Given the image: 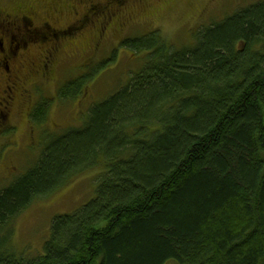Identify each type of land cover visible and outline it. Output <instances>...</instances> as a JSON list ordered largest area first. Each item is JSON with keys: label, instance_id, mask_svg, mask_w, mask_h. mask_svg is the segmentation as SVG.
I'll use <instances>...</instances> for the list:
<instances>
[{"label": "trees", "instance_id": "obj_1", "mask_svg": "<svg viewBox=\"0 0 264 264\" xmlns=\"http://www.w3.org/2000/svg\"><path fill=\"white\" fill-rule=\"evenodd\" d=\"M122 42L143 66L82 127L47 136L35 167L0 192V234L104 166L96 198L56 217L33 260L10 250L9 232L0 264H264V3L198 32L195 44L170 46L157 32ZM98 73L60 98H78ZM47 107L30 115L37 126Z\"/></svg>", "mask_w": 264, "mask_h": 264}, {"label": "rangeland", "instance_id": "obj_2", "mask_svg": "<svg viewBox=\"0 0 264 264\" xmlns=\"http://www.w3.org/2000/svg\"><path fill=\"white\" fill-rule=\"evenodd\" d=\"M63 1H66L67 7L74 11L77 2L82 1L80 9L83 11L85 8L87 12L91 5L104 4L108 0ZM121 1L123 0L118 2ZM52 2L53 0H0V11L13 15L21 11V7L43 6L40 10H35L37 15H43L45 11L51 13ZM123 2L121 5L117 3L111 4L108 8H100L98 15L96 14L97 16L92 20L88 13V26L75 37L67 38L64 41L63 53L55 60H50V63L56 66L50 72L52 76L39 81L38 78L31 80L29 77L25 81L24 87L28 91V96L26 94L18 99L20 102L17 105V114L13 115V121L5 124L6 127L2 132L0 131L2 138L0 192L12 186L35 167L48 141L47 136L55 137L70 129L82 127L86 114L92 106L125 86L129 78L140 70L145 57H140L132 50L122 47V41L157 32L170 46L181 45L186 38L195 44V35L198 32L216 24H223L236 14L256 4L264 3V0H124ZM65 13L61 18L62 25L69 24L74 18L73 14L65 15ZM15 25L14 28H17L21 24ZM15 32L17 31L12 32L13 35H16ZM114 51H117L115 61L108 62L100 71L103 62L112 59ZM38 70L36 73L40 78ZM97 70L99 71L97 76H102L98 79L93 78L94 80L84 88L78 98H60L59 94L66 85L90 72H98ZM42 102L48 103L49 107L46 108L48 114L45 122L37 126L30 120L28 113L34 105L32 111L35 112ZM39 118L42 119V114ZM43 138L46 140L43 141ZM104 172V166L90 169L49 197L35 201L0 234V239L11 232L7 246H10V250L16 253L17 257H23L27 261L43 255L55 218L71 214L96 198L100 178ZM5 250H0V253L4 254ZM167 264L178 263L170 261Z\"/></svg>", "mask_w": 264, "mask_h": 264}, {"label": "flooded vegetation", "instance_id": "obj_3", "mask_svg": "<svg viewBox=\"0 0 264 264\" xmlns=\"http://www.w3.org/2000/svg\"><path fill=\"white\" fill-rule=\"evenodd\" d=\"M118 1L108 0L104 4L91 5L87 12L85 8L83 11L80 9L82 1L77 2L78 5H76V11H74L68 8L67 2L63 0H53L50 7L51 13L45 11L43 15L35 13V10H40L43 6L21 7V11L17 13L14 11L15 14L13 15L0 11L1 132L6 127L4 125L13 121V115L17 114L16 109L20 102L18 99L23 98L26 94L28 96V91L24 87L27 78L30 77L31 80L38 78L39 81L52 76L50 72L56 66H53L50 60H55L58 55L60 56L63 53L65 49L64 41L69 37H75L84 27L88 26L89 14L92 20L98 15L100 8H108L111 4L118 3L121 5L124 3V0ZM64 13L65 15H74L73 20L69 24H65L66 26L61 24ZM15 24L21 25L14 28L16 27ZM57 26L61 27L56 28ZM13 31L18 33L15 32L16 35H13ZM37 70L40 71V78L39 74L36 73ZM31 71L32 73H29ZM34 108L35 105L28 114L34 113L32 111ZM0 140H2L1 135Z\"/></svg>", "mask_w": 264, "mask_h": 264}]
</instances>
